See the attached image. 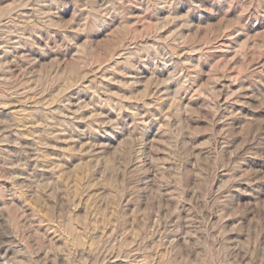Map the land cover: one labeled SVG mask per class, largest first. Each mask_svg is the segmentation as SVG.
Here are the masks:
<instances>
[{
	"label": "rangeland",
	"instance_id": "1",
	"mask_svg": "<svg viewBox=\"0 0 264 264\" xmlns=\"http://www.w3.org/2000/svg\"><path fill=\"white\" fill-rule=\"evenodd\" d=\"M0 264H264V0H0Z\"/></svg>",
	"mask_w": 264,
	"mask_h": 264
},
{
	"label": "bare ground",
	"instance_id": "2",
	"mask_svg": "<svg viewBox=\"0 0 264 264\" xmlns=\"http://www.w3.org/2000/svg\"><path fill=\"white\" fill-rule=\"evenodd\" d=\"M17 176V175H16ZM18 179H20V178H18ZM12 237V236H11ZM3 243V242H2ZM2 246V245H1ZM2 250V249H1ZM2 252V251H1ZM3 258V257H2ZM5 262V261H4ZM138 263H140V262H138Z\"/></svg>",
	"mask_w": 264,
	"mask_h": 264
}]
</instances>
